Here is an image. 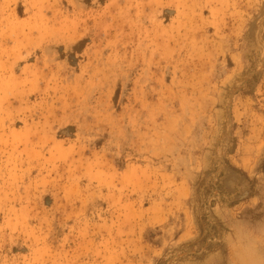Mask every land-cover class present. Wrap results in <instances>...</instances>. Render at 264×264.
I'll use <instances>...</instances> for the list:
<instances>
[{"label":"rangeland","instance_id":"obj_1","mask_svg":"<svg viewBox=\"0 0 264 264\" xmlns=\"http://www.w3.org/2000/svg\"><path fill=\"white\" fill-rule=\"evenodd\" d=\"M0 264H264V0H0Z\"/></svg>","mask_w":264,"mask_h":264}]
</instances>
